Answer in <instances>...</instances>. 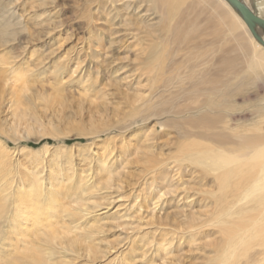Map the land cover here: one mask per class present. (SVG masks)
Here are the masks:
<instances>
[{
	"label": "bare ground",
	"instance_id": "1",
	"mask_svg": "<svg viewBox=\"0 0 264 264\" xmlns=\"http://www.w3.org/2000/svg\"><path fill=\"white\" fill-rule=\"evenodd\" d=\"M27 1L37 13L0 0V85L13 98L32 77L30 65L14 66L18 38L43 27L51 40L61 24L56 0ZM241 1L264 19V0ZM71 2L86 30L99 16L108 30L86 33L82 48L134 53L113 75L135 81L136 94L123 114L86 132L92 143L77 144L76 169L69 146L18 150L51 157L46 179L39 163L16 171L0 139V264H264V94H255L264 46L255 30L227 0ZM60 58L52 75L65 69ZM108 236L120 240L106 244Z\"/></svg>",
	"mask_w": 264,
	"mask_h": 264
},
{
	"label": "rangeland",
	"instance_id": "2",
	"mask_svg": "<svg viewBox=\"0 0 264 264\" xmlns=\"http://www.w3.org/2000/svg\"><path fill=\"white\" fill-rule=\"evenodd\" d=\"M71 1L72 0L55 1L56 5L54 7L58 11V17L56 15L55 19L60 21L61 24H59L60 29L58 28L56 31H54L53 27H51V32H55L52 34L51 40L47 39L44 31L41 32L42 35L38 32L41 31L42 29L40 30V28L43 27H37L38 30L35 29L36 27H30V34L33 33V37L30 36L28 39L25 36L18 38V43L15 46L16 50H14V52L21 54V58L15 61L14 66L15 68H19L23 66L28 67V65H30V73H32V77H29L28 79V90L26 92H22V89H19L18 96L13 98L8 95V88L4 85V83L0 85L2 87H0V128L4 130L5 133L4 136L3 131L0 133L2 135L0 136V139L8 147V155L9 158L12 159L11 165H13V168L18 171L20 170L19 167L24 170L32 164L37 165V163H39L42 169L45 168V174L43 175L44 179H46L49 175V164H54V162L51 161V157L49 155H44L45 157H43V154L39 153L36 156L40 158V160L38 159L33 161L30 156L27 157L24 154H18V150L21 151L25 146H27V148L38 150L47 144L50 146H69V148H73L71 150L74 151L70 150L71 152H68L67 154L73 155L71 163L73 164V168L76 169L80 165V156L83 155V150L80 152L79 150L81 148L79 149L77 144L91 145L92 143V138H90V136H86V132L88 131V133H91L95 131V125H106L104 122L108 123L113 114H123L126 111L127 101L125 99L127 96L131 97L136 94V90L134 91L133 89H130L132 84L135 85V81L129 83V80H127L128 82L124 81V84L122 83L123 85H120V83L116 82V78L113 75L115 69L123 67L122 65L128 66L132 63L134 58L132 54L134 53H132V51L130 53L128 50L125 51V49H123L119 51L120 54L115 55L110 49L104 47V43H101V46H92L91 49L93 50H90V48L88 49L89 46H83L82 48V41L83 43H86L85 40L88 38L86 33L92 32L97 34H108V30L101 25V16H99L93 19L91 22V28L87 29V31L85 26H87L88 23L86 20L82 19L83 9L81 8V10H78V8L75 7L77 5ZM20 2L22 4L26 3L27 10H30L31 13L38 12L35 8H31L33 5L29 1L20 0ZM23 44H27L25 45L27 46L26 49H20ZM33 51L35 52L31 54ZM92 51L94 52L92 53ZM51 53L54 55H52L53 59H49L51 58ZM93 54L95 56H99V59H91ZM107 55L109 57H107ZM60 57L67 61L65 62V69L62 70L59 76L56 74L52 75V73H50L52 72L51 61ZM90 60H94L93 63H91ZM40 61L44 65L42 64V66H39ZM89 61L91 64H89ZM103 61H109L110 63L116 62L114 67L112 65L111 69L109 68L110 70H107V68L104 67L107 63L103 64ZM89 65L93 66L88 86V84L84 83L86 81V77L83 75L86 74L85 71L88 69ZM54 66L55 65H53V69L55 68ZM77 66H80V69ZM129 69H126L125 72H128ZM81 70H83V73L79 74ZM75 71H77L78 74L76 73L73 75V72ZM38 72H43L44 76L42 75L39 77ZM72 75L73 79H69V76ZM20 84L21 83L18 85L20 86ZM83 84L88 87L82 88V86H84ZM115 90L118 93H122L118 94ZM143 91H145V89H142L141 92ZM255 94H264V88L262 85H259ZM3 95H5V97ZM26 99H30L31 101L29 100L30 102H28ZM82 128L83 130L81 131ZM80 134L84 135L82 136ZM7 138H9V140ZM105 139L106 137L104 136L103 138H100L97 143H101ZM13 141H17V143H14ZM94 147L95 145L93 148ZM69 156L67 155L66 157L68 158ZM67 158H64L61 161L58 160V163L66 165ZM31 167H34V165ZM119 240L120 239L116 236H108L107 241L105 242L106 244H117ZM8 244H10L9 241H5L3 243V245L7 248ZM7 255L8 254H4V256ZM65 264H68L66 260Z\"/></svg>",
	"mask_w": 264,
	"mask_h": 264
},
{
	"label": "water",
	"instance_id": "3",
	"mask_svg": "<svg viewBox=\"0 0 264 264\" xmlns=\"http://www.w3.org/2000/svg\"><path fill=\"white\" fill-rule=\"evenodd\" d=\"M227 1L241 15L245 22L255 30L257 40L264 46V39L258 33V30H260L264 35V19L257 17L241 0Z\"/></svg>",
	"mask_w": 264,
	"mask_h": 264
}]
</instances>
